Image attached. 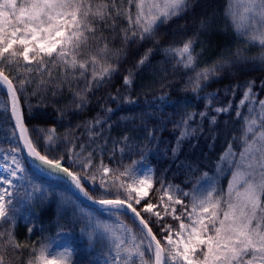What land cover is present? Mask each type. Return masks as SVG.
<instances>
[{
  "label": "snow or ice",
  "instance_id": "obj_1",
  "mask_svg": "<svg viewBox=\"0 0 264 264\" xmlns=\"http://www.w3.org/2000/svg\"><path fill=\"white\" fill-rule=\"evenodd\" d=\"M126 4L127 6L124 0H120L119 4L117 0H0V89L6 88L12 116L20 129V138L28 155L38 161L40 167L49 174L62 173L69 178L87 200L99 204L116 217L130 213L134 225L138 221L139 235L119 219L113 222L94 219L82 209L79 210L78 220L83 222L82 230L89 244L99 242L107 249L104 264H264V100L258 101L257 109L254 82L248 83L237 106L236 115L239 118L242 115L239 109L248 105V116L244 118L240 137L243 146L239 156L237 158L230 143L217 165L218 173L231 172L227 189L219 188L216 180L204 173L206 187H197L192 193L184 192L185 197L191 195L190 205H184L178 187L173 189L171 185L162 186L163 215L154 211L159 206L151 202L144 204L140 210L137 208L149 195L148 190L152 187L151 175L148 171H140L136 167L137 162L119 172L118 176L114 170L101 163L100 187L107 194H111V189L115 187L116 198L95 199L85 189L81 176L63 165V156L56 158L48 155L54 147H59L55 129H48L44 134L45 150L41 154L29 137L28 129L23 126L17 92H23L26 85L32 82L33 73L41 77L36 91L43 88L47 92V85L52 84L55 79L49 64L61 68L56 88L65 83L71 88V80L85 78L90 72L91 78L88 79L84 92L91 91L93 85L99 87L112 77L117 67L111 60L113 57L118 60L123 51L109 48L103 29L115 32L116 17H123L128 24L127 28L121 30L125 44L136 39H150L155 36L161 24L181 16L188 9L189 0H126ZM133 5L135 12L132 11ZM225 18L230 21L238 37L244 36L247 44L261 48L259 55L252 59L264 63V0H227ZM206 27L202 21L200 28ZM97 31H100L99 36L96 35ZM90 40L97 48L89 51L87 58H82L85 56V49L90 48ZM101 41L103 45L99 46ZM195 43L196 38L193 37L182 45L170 44L162 49L166 57L175 59L176 65L195 72L194 76L189 77L194 93L201 90L204 81L215 76L230 62L221 57L212 65L197 70L200 53H195ZM150 52L151 49L141 57L137 68L146 63ZM234 55L238 59H244L239 49ZM13 66L16 68L15 76L11 75ZM45 72L47 80L43 78ZM132 78L133 73L130 71L124 76L123 84L131 86ZM16 80L19 88L14 83ZM52 94L55 96L58 92L53 90ZM74 98L77 100L76 108L83 110L87 96L83 92H75ZM111 99L115 101L117 97L113 96ZM0 108L7 110L2 101ZM231 109L232 104L229 102L227 106L215 108V112L228 113ZM107 111L111 112L112 109ZM199 115L203 119L207 112ZM195 116L196 113H186L176 125L181 128L177 144L194 135L196 129L191 127V122ZM211 123H216V117L212 118ZM102 124V120L96 119L89 122L87 128L92 133L95 126ZM154 136L153 129L149 131L148 138ZM124 139L127 140V137ZM80 147L83 151L85 146ZM11 151L15 153L18 149L13 148ZM176 151L174 148V155ZM68 159H72L71 155ZM11 163L15 167L5 165L4 171L8 175L0 177V227L14 221L19 211L16 194L21 186L15 181L21 178L25 169L14 154ZM225 163L228 165L227 169L224 167ZM91 167L89 153L84 158L82 170L87 173ZM120 177H127L129 182ZM91 179L95 182L96 175L93 174ZM36 191L41 190L33 188V192ZM31 195L25 190L26 198ZM164 196L168 203H164ZM175 205H181L183 211L177 214ZM142 212L155 215L157 223L164 215H171L173 219L180 221L178 230H175L176 238H173L172 227L164 225L161 231L167 232V236L164 237L166 243L162 245L149 222L143 218ZM4 237L5 232L0 231V264H6L5 253L9 248L24 247L16 240L14 230L7 232L6 240ZM32 253L27 264H76L75 252L69 247L53 250L50 243H43L39 248L33 246ZM7 264L12 262L7 261Z\"/></svg>",
  "mask_w": 264,
  "mask_h": 264
},
{
  "label": "trees",
  "instance_id": "obj_2",
  "mask_svg": "<svg viewBox=\"0 0 264 264\" xmlns=\"http://www.w3.org/2000/svg\"><path fill=\"white\" fill-rule=\"evenodd\" d=\"M124 4L127 6L126 0ZM226 6L227 0H189L188 9L181 16L161 24L154 37L143 41L136 39L128 44L124 43L121 31L128 27L127 21L123 17H116L115 32L110 29H103V32L110 49L123 50L118 60L115 57L111 60L117 70L99 87L93 85L91 91L84 92L88 79L91 78L90 72L85 78L71 80V88L67 83L56 88L61 68L49 64L55 79L52 84L47 85V92L43 88L36 91L41 77L33 73L32 82L26 85L23 92L18 91L17 96L23 126L28 129L29 137L37 149L44 154V134L48 129L54 128L59 138V147H54L48 155L56 158L63 156V165L81 176L85 189L95 199L116 198L115 187L111 189V194H107L97 183V179L95 182L91 179L93 174L97 177L102 171L101 163L114 170L118 176L119 172L132 166L133 162H137L136 167L144 160L149 162L153 169L152 187L148 197L137 206L138 210L149 199L155 200L162 186L171 185L180 189L194 187L204 173L214 170L230 143L233 148H239L242 144L240 137L246 111L239 118L233 108L228 113L215 114L216 123L213 124L208 117L213 114V103L217 100L237 102L249 82H254L255 87L259 88V95L264 93V63L252 59L259 55L261 48L250 45L245 47L238 40L232 24L225 18ZM132 11L135 12L134 5ZM202 21L207 25L205 29L200 28ZM96 35L99 36L100 31ZM193 37L196 38L195 53H200L197 70L212 65L221 57L230 61L215 76L204 81L201 90L196 93L189 83V77L194 76L195 72L176 65L175 59L166 57L162 50L170 44L182 45ZM89 45L90 48L85 49V56L82 58H87L88 52L97 48L91 40ZM102 45L103 41L99 46ZM149 49L151 52L148 60L137 68V62ZM237 49L244 59H238L234 55ZM130 71L133 73L132 84L125 86L123 78ZM11 75H16L15 66L11 69ZM43 78L48 79L47 72ZM14 83L19 88L18 80ZM53 90L58 94L53 96ZM75 92H83L87 96L83 110L76 108ZM113 96L117 97L115 101L111 99ZM0 101L6 105L7 95L4 89H0ZM107 109L112 111L108 112ZM201 112H207L203 119L199 115ZM186 113H196L191 122V127L196 131L177 144L181 128L176 125ZM96 119L102 120L103 124L95 126L90 133L87 124ZM10 124L8 111L0 110V141L5 137V130ZM153 129L155 136L149 139L148 133ZM81 145L85 146L83 151ZM174 148L177 149L175 155ZM89 153L92 167L85 173L82 164ZM70 155L72 159H68ZM29 167L38 178H46L48 173L31 165ZM49 178L55 181L52 176ZM111 178L112 174L109 176ZM120 179L129 182L127 177ZM56 183L63 188L61 197L57 194H40L30 201L34 219L41 229L55 227L72 231L76 238V264H89L94 245L89 244L82 230L83 222L78 220L79 210L72 206L76 199L63 182ZM121 195L123 196V191ZM105 212L108 211H98L99 214ZM141 214L159 239V228L149 215L144 212ZM119 217L139 235L138 224H133L129 214ZM30 224L15 219L0 227V231L5 232V240L7 232L14 230L16 240L24 246L20 249L9 248L5 253L6 264L7 261L26 264L29 249L22 236L30 234Z\"/></svg>",
  "mask_w": 264,
  "mask_h": 264
},
{
  "label": "rangeland",
  "instance_id": "obj_3",
  "mask_svg": "<svg viewBox=\"0 0 264 264\" xmlns=\"http://www.w3.org/2000/svg\"><path fill=\"white\" fill-rule=\"evenodd\" d=\"M134 9H135V7H134ZM237 38H238V40H240L244 43L245 47L247 45H249L246 43L244 36H239V37L237 36ZM253 92H254L256 100H257L256 107L258 109V101L264 100V93L262 95H259V88L255 87V83L253 84ZM242 96H243V93H242L241 97L237 100V102H235V103H233L232 101H228V102H220L218 100L215 101L211 107L213 114L208 115L210 121L212 120L213 117H215V114H217L215 112V108L227 106L229 104V102H231L232 108L237 112V106L239 105V101L242 98ZM4 106L6 107V109H7L6 112H7L8 111V102H6V105H4ZM0 110L4 111L2 108H0ZM244 110L246 111V114L244 116V118H245L248 116V105L247 104L239 109V111L241 113H244ZM242 146L243 145L241 144L239 146V148H233V150L237 153V158L239 156V152H240ZM13 148L18 149V151L13 153L11 151V149H13ZM13 154L16 156V159L19 160L21 166L25 169L21 178L15 181V183L17 185L21 186L19 192L16 194L17 199L19 200V203L17 205L19 211L16 213L15 219H19L22 223H31L29 229H32V231L31 232L28 231V233H30V234H24L22 236L23 241L27 244L28 249H29L28 256H27V262L29 261L30 258H32L33 246H35L36 248H39L40 245L43 243H50L53 250H55L57 248L69 247L75 251V249H76V238H75V235L72 231L64 229V228L59 229V228H55V227H52V228L46 227L45 229H41L39 227V225L36 223V221L34 219L33 210H32L31 205H30V201L32 199H34V197L36 195H40V194L41 195H47L50 193L54 196H56V194L60 195V197H61V194L63 193V191H62L63 188L56 182L57 181L63 182V181H61V179L58 176L53 175V174H47L46 178L40 179L32 172V170L28 166V162L25 160V158L21 152L15 130H14L12 124H10L7 126V128L5 130V137L0 141V177H6L8 175V173L4 171L5 165H7L9 168L15 167V165L13 163H11V157ZM6 156L8 157L7 160L5 159ZM220 158L217 161L214 170L212 172H207V173H208V176L210 178H213L216 180L219 188L226 190L227 186H228V180L231 178V172L230 171H225L224 173H218L217 172V165L220 162ZM224 167H225V169H227L228 165L225 163ZM137 168L140 171H148L152 177V180H153V169H152V166L149 162L144 160V161L138 163ZM101 174H102V171L99 172L97 177H96L97 183L99 185H100ZM50 176H52V178H54L56 182L53 181V179L49 178ZM203 177H204V175L201 177L200 181L191 189H180V187H178L181 190L180 198L183 200L184 205H190V203H191V195L185 197V196H183L184 192L192 193L193 190L197 187H201V186L206 187V181L203 179ZM167 186H169V185H167ZM167 186H165V187H167ZM65 187H66V185H65ZM33 188L40 189L41 191L33 192ZM175 188L176 187H173V189H175ZM25 190L28 193L32 194L30 198L25 197ZM148 191H150V189ZM133 195H135V194L133 193ZM162 195H163V193L161 191L156 196L155 200L149 199L147 201V203L151 202L154 205H158L159 207L157 209H154V211H159L163 215L164 207H163V205H161ZM164 203H168L166 196H164ZM143 205L141 206V209L143 208ZM72 206L77 207L78 210L82 209L85 213L90 214L94 219L100 218V219H103V220L108 221V222H113V221L119 219L120 221L123 222V224L128 226V224L121 217H116L115 215H113L109 211L105 212L103 214H99L98 213L99 210H95L94 208L88 207L84 204L82 205L78 201H75V205H72ZM175 207L177 209V214H179L181 211H183V207L181 205H175ZM69 209H71V205L69 206ZM169 211H171V209H169ZM144 213H146V212H144ZM146 214L151 217L152 222L159 228V239L162 240V245L166 243L164 241V237L167 236V232L161 231V229L164 225H170L172 227V229L174 230L173 238L174 239L176 238L175 237V230H178L180 221L173 219L171 215H164L163 219L159 223H157V218L155 215H151L149 213H146ZM166 219H168V220H166ZM92 254H93V256H92V259H91L89 264H104L105 260L107 259V249L99 242L94 244V249H93ZM27 262H26V264H27Z\"/></svg>",
  "mask_w": 264,
  "mask_h": 264
},
{
  "label": "water",
  "instance_id": "obj_4",
  "mask_svg": "<svg viewBox=\"0 0 264 264\" xmlns=\"http://www.w3.org/2000/svg\"><path fill=\"white\" fill-rule=\"evenodd\" d=\"M6 89V88H5ZM8 102H9V113H10V118H11V121L14 125V128L16 130V133H17V137H18V140H19V145H20V148H21V151L23 153V156L24 158L29 162L31 163L33 166L39 168V169H42L39 165V162L38 161H34L32 157H30L28 155V152H27V149L24 147V143H23V140H21L20 138V129L17 127L16 125V120L15 118L12 116V112H11V101L8 97ZM47 166H45L46 168ZM44 170V169H42ZM45 171V170H44ZM56 175V174H55ZM59 177H61L68 185V187L70 188L71 192L73 193V195L75 197H77L83 204L87 205V206H90V207H94V208H97V209H103L99 204H96V203H93L89 200H87L85 197H83V195L75 188V186L71 183L70 179L67 178L66 176H64L62 173L58 175ZM130 214V213H129ZM131 215V214H130ZM138 223V221H137Z\"/></svg>",
  "mask_w": 264,
  "mask_h": 264
}]
</instances>
